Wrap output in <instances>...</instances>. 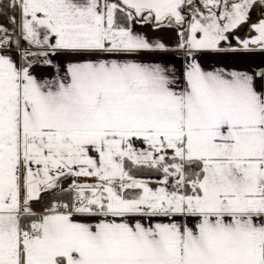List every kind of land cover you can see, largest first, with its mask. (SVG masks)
<instances>
[{
    "label": "snow or ice",
    "instance_id": "6c2138e0",
    "mask_svg": "<svg viewBox=\"0 0 264 264\" xmlns=\"http://www.w3.org/2000/svg\"><path fill=\"white\" fill-rule=\"evenodd\" d=\"M257 3L0 0V264H264Z\"/></svg>",
    "mask_w": 264,
    "mask_h": 264
},
{
    "label": "crops",
    "instance_id": "0c3cea01",
    "mask_svg": "<svg viewBox=\"0 0 264 264\" xmlns=\"http://www.w3.org/2000/svg\"><path fill=\"white\" fill-rule=\"evenodd\" d=\"M252 18L257 19L255 23L260 19H264V4L257 3L256 5H254V7L250 10V13H249V23L248 24L252 22ZM148 34L150 36L151 35L163 36L166 39H169L171 36V34L167 32H160V33L153 34L152 32L149 31ZM235 42L236 41L233 38V43ZM170 61L174 62V58H170ZM201 62L205 67H208L210 64H217V65H225L228 67H236V68H241V69H252V68H255L257 66L264 64V55L226 53V54H221V55L204 56L201 58Z\"/></svg>",
    "mask_w": 264,
    "mask_h": 264
},
{
    "label": "rangeland",
    "instance_id": "374dc122",
    "mask_svg": "<svg viewBox=\"0 0 264 264\" xmlns=\"http://www.w3.org/2000/svg\"><path fill=\"white\" fill-rule=\"evenodd\" d=\"M258 18V17H257ZM259 19V18H258ZM257 19L256 18H252V22L250 24H246L245 26L241 27L238 31V35L241 36L242 38H248L250 35H254V32L251 29V24L255 23ZM259 21V20H258ZM257 21V22H258ZM256 22V23H257Z\"/></svg>",
    "mask_w": 264,
    "mask_h": 264
},
{
    "label": "flooded vegetation",
    "instance_id": "af4514ba",
    "mask_svg": "<svg viewBox=\"0 0 264 264\" xmlns=\"http://www.w3.org/2000/svg\"><path fill=\"white\" fill-rule=\"evenodd\" d=\"M36 207L39 208V205H37Z\"/></svg>",
    "mask_w": 264,
    "mask_h": 264
}]
</instances>
